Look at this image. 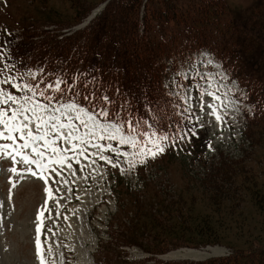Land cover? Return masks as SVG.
I'll return each instance as SVG.
<instances>
[{"label": "rangeland", "instance_id": "obj_1", "mask_svg": "<svg viewBox=\"0 0 264 264\" xmlns=\"http://www.w3.org/2000/svg\"><path fill=\"white\" fill-rule=\"evenodd\" d=\"M111 1L115 0H108ZM178 1L185 6L201 2ZM224 1L226 13L221 16V26L213 35L215 44L210 42L214 49L206 41H199L197 32L187 33L183 41L186 49L178 54V62L171 65L165 76L169 96L180 113L191 119H182L180 115V121L166 130L147 121L146 127L140 128V137L130 129H123L125 135H134L138 142L147 141L149 135L144 133L151 134L154 130L157 135L168 134L170 139L162 141L165 149L162 153L145 155L144 162H140L141 149L120 144L118 140L96 136L88 137L91 142L85 144L73 140L72 144L80 147L65 153L68 159L64 167L53 163L45 169L47 179L41 178L37 166L25 164L22 155H16L12 148L0 154V264H41L36 228L42 210L43 226L39 235L46 264H96L99 240L101 244L109 239L107 224L113 217V222H117L119 216H127L121 210L117 195L134 205L138 200L149 203L138 217L139 222L147 223V229L131 230L129 234L137 236L136 243L120 247L126 259L149 256L146 250L151 246H161L166 251L201 250L205 246L190 243L201 237L194 228L208 219L220 236L219 242L212 246L226 250H218L222 254L202 262L218 264L228 256L237 259L242 254L241 258L252 264H264V0ZM106 4H102L99 13ZM73 11L68 0H0V34L9 28L23 36V32L36 27L67 35V28L77 24H74ZM9 79L0 80V100L6 99L4 94L7 93L15 95L19 102L0 104L5 110L20 107L26 96L20 94L19 88L8 85ZM197 84L201 86L199 89ZM205 89L201 98L200 92ZM185 92L190 97L188 104ZM208 92H214L220 100L209 96ZM63 103L72 102L50 103L45 115ZM189 104L191 110L186 112ZM213 110L220 114L221 120H216ZM69 115L75 116V113L69 111ZM97 120L100 123L112 121L98 115ZM61 122L67 124L68 120L61 117ZM72 123L79 129L77 135L83 136L88 131L79 120ZM0 130H4L3 125ZM33 130L37 131L34 127ZM13 135L17 140L0 139V145L12 144L13 148H18L23 140L19 133ZM57 135L50 131L49 139L55 140ZM181 135L185 139L176 138ZM173 138H176L175 143ZM54 146L71 148L64 140H56ZM81 149L84 155H78ZM42 150L45 152L43 162L47 163L48 157L54 154L50 148ZM21 152L36 158L31 148ZM101 156L110 158L111 163ZM130 162L134 166H130ZM67 164H71V168ZM248 175L253 178L247 179ZM173 200L180 201L187 227H192L183 235L177 232L168 235V239H161L158 234L171 225L162 221L164 229L159 228L156 215L151 216L150 212L152 206L154 213L161 207L163 216H171L166 206ZM134 205L133 213L137 210ZM201 252L215 254L206 248Z\"/></svg>", "mask_w": 264, "mask_h": 264}, {"label": "trees", "instance_id": "obj_2", "mask_svg": "<svg viewBox=\"0 0 264 264\" xmlns=\"http://www.w3.org/2000/svg\"><path fill=\"white\" fill-rule=\"evenodd\" d=\"M68 1L74 9L75 24L105 0ZM142 7L143 0L111 1L88 27L69 35L54 34V30L36 27L23 32V36L15 34L14 29L2 30L0 78L13 75L9 85L14 88L26 79L28 72H32L35 75L30 76V86L35 89V94L29 89L25 93L45 102L57 101L56 98L70 99L96 112L98 109L83 99L89 92H95L97 97L107 95L112 102L108 105L109 119L124 123L127 114L134 126L137 120H141L140 127H146L143 121H153L160 130L173 128L174 123L180 121V114L179 109L173 107L177 104L163 86L165 76L171 70L170 65L178 62V54L186 49L183 41L187 33L197 32L199 41L212 46L210 42L220 27L221 16L226 13V3L224 0H201L198 5L185 6L178 0H149L144 5L143 16ZM34 28L37 30H32ZM76 77L78 79H74ZM57 79L67 82L61 84L60 92L47 87L48 84L55 85ZM85 81L91 82L87 88ZM68 85H75L79 95L66 91ZM40 91L45 95L40 96ZM47 96L54 99L48 101ZM117 111L119 117L114 116ZM248 178L252 179L253 175H248ZM117 196L121 210L127 216H119L117 222H113V217L109 222V239L103 240L96 257L99 264H205L202 261H164L153 256L126 259L125 251L120 247L136 243L134 239L137 236L129 234L131 230L147 229V223L139 222L138 217L143 215L142 208L149 203L138 200L134 205L132 201ZM133 205L137 208L134 213ZM166 207L167 214L171 216H163L161 207L154 213L152 206L150 212L151 216L156 215L159 228L164 229V221L171 225L167 231L158 234L161 239L177 232L183 235L188 227H192H187L179 200H173ZM194 229L201 237L190 243L193 246L214 245L220 240L217 229L208 219L202 220ZM146 252L161 254L166 249L151 246ZM238 256L237 259L228 256L218 260V264H252L241 258L242 254Z\"/></svg>", "mask_w": 264, "mask_h": 264}, {"label": "snow or ice", "instance_id": "obj_3", "mask_svg": "<svg viewBox=\"0 0 264 264\" xmlns=\"http://www.w3.org/2000/svg\"><path fill=\"white\" fill-rule=\"evenodd\" d=\"M211 63V61H209ZM28 75L34 76L35 74L32 72H29ZM78 79V77L74 78ZM67 82L62 79H57L55 82V85L48 84V88H53L55 91L60 92L61 91V84H66ZM90 81H85V88L88 87L90 84ZM19 87V85H17ZM201 86L199 84L196 85V88L199 89ZM24 88L29 89V91H32L35 94V89L25 84ZM66 91L73 92L74 95H79L78 92L75 91V85H68ZM207 91L202 90L200 92L201 98L204 95V92ZM6 99L0 100V104L7 105L9 101H12L13 103H18V98L15 95L7 94ZM40 96H44V91L39 92ZM209 96H213L216 100H220V97L215 95L214 92H208ZM46 99L48 101H52L54 97L47 96ZM57 99V103H59V99ZM84 100L88 101L90 104H92V107L94 109H98V111L93 112L87 107H81L79 103L72 102V103H63L60 105L59 108H52L51 114L45 115V113H48V110L50 108L49 104L41 103L39 101H35L33 96H25L23 98V104H21L18 108H11L8 110H5L4 108H0V125L4 126V130L7 131L8 135H5L4 130H0V139H6L15 141L17 140V136L13 135V133H19V138L23 140V143L19 145L18 148H13L12 144H3L0 145V154H4L7 152L8 149L12 148L13 151H15L16 155H22L23 162L25 164L29 165H35L37 166L41 171L39 175L42 179H47L46 176H44V170L50 168V166L55 163L59 164L61 167H64L67 163V156L65 155L66 152L72 151L73 149H76L77 147H80L79 145L72 144L73 140L81 141V144L90 143L91 140L87 139L88 137L96 136L99 139H108V140H118L120 144H130L133 148H140V156L141 161L144 162L143 157L145 155H152L155 156L158 153H162L165 149L162 146V141L169 140L170 137L168 134L160 132L159 135H157V132L154 130L151 134L144 133V135H149V139L147 141H140L136 139L134 135H125L123 133V129L125 126L130 128L132 132H135L137 130V127L141 123V120H137L135 123V126L133 125V121L128 119L127 114L124 118V123H120L119 120L113 119L111 122L108 123H100L97 120V115L101 117L108 118L109 117V110L108 105H110L112 102L109 100V97L107 95H101L99 97L96 96L95 92H89L88 95H85L83 97ZM185 103H189V95L187 92H185ZM95 101V103H93ZM101 104H103V107H101ZM123 107V106H121ZM173 107H177V105H174ZM203 107V105H201ZM213 107L214 106H210ZM191 105L189 104V107L185 109L186 112H190ZM11 112V115H8V112ZM69 111L75 113V116L69 115ZM55 113H59V115H56ZM216 120H221V116L216 114V112L213 110L212 113ZM120 113L117 111L114 113L115 117H119ZM181 118H187L191 119L190 116L185 117L183 113H180ZM61 117H66L68 120V123H62ZM199 119V117H197ZM73 120H79L81 123V126L88 129L87 132L84 133L83 136L77 135V132L79 129L76 127L75 124L72 123ZM90 122V123H89ZM143 123H148L147 121H143ZM33 127L37 130L34 131ZM149 127H153V125H149ZM64 129H67V131H62ZM51 132L58 133L55 140L49 139V135ZM103 132L104 135H100V133ZM178 139H185V136H178L176 137ZM173 138V143H175V139ZM56 140H64L67 143L71 144V148L61 149L60 147L54 146ZM43 142V144H39L38 142ZM151 145V147H148V145ZM97 147H100L97 145ZM108 147H112L111 145H108ZM31 148L32 152L36 154V158H31L27 154H22V149H28ZM43 149H51V152L54 154V157H48V162L44 163L45 160V152ZM155 149V151H153ZM115 150V149H114ZM11 155V153H8ZM119 154V153H118ZM78 155H84V150L81 149V151L78 153ZM123 155L127 156L128 153H123ZM101 159H108L109 163H111V159L108 157L101 156ZM114 167L116 165H113ZM130 166H134L132 162H130ZM68 168H71V164H67ZM13 172L16 171L15 168L12 169ZM28 171H32L31 168L28 169ZM33 175H37V173L33 172ZM66 183V181H65ZM49 193V198H51V189H46ZM43 226V210L38 214V223H37V236H36V247L38 256L40 259L41 264H46L45 257H44V248L41 244L40 240V232L42 230Z\"/></svg>", "mask_w": 264, "mask_h": 264}, {"label": "bare ground", "instance_id": "obj_4", "mask_svg": "<svg viewBox=\"0 0 264 264\" xmlns=\"http://www.w3.org/2000/svg\"><path fill=\"white\" fill-rule=\"evenodd\" d=\"M218 114V113H217ZM223 114H225V112L223 113ZM220 115V114H219ZM224 118V117H223ZM207 250H211V252H213V253H215V254H212V253H210V254H207L208 252H205V253H203V252H201V250H205V248H201V250H188V251H182V252H185L186 254L185 255H190V256H194V257H197V258H208V257H210V256H216V255H219V254H222L221 252L219 253L218 252V250H223V249H225V248H221V247H219V246H215V247H213V248H211V247H207L206 248ZM226 250V249H225ZM224 251V250H223ZM218 253V254H217ZM207 256V257H206Z\"/></svg>", "mask_w": 264, "mask_h": 264}, {"label": "water", "instance_id": "obj_5", "mask_svg": "<svg viewBox=\"0 0 264 264\" xmlns=\"http://www.w3.org/2000/svg\"><path fill=\"white\" fill-rule=\"evenodd\" d=\"M169 257H175V258L190 257V258H195L194 256H189V255H185V254H177V253H172L171 255H169Z\"/></svg>", "mask_w": 264, "mask_h": 264}]
</instances>
